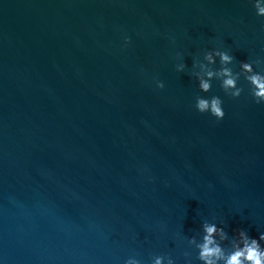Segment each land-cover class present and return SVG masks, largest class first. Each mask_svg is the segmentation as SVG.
<instances>
[{
    "label": "clouds",
    "instance_id": "9594fccd",
    "mask_svg": "<svg viewBox=\"0 0 264 264\" xmlns=\"http://www.w3.org/2000/svg\"><path fill=\"white\" fill-rule=\"evenodd\" d=\"M254 7L257 15L264 17V4L260 0H255ZM217 58L220 67L215 69L212 66L216 64ZM234 59L233 55L224 50L204 52L203 61L197 60L193 63L192 75L197 79L199 89L204 93L209 92L212 88V80L216 79L220 81L225 94L238 98L244 91V88L238 85V81L243 76L254 101L258 104L264 103V73L256 72L253 68V63L259 64L260 61L240 62V71L234 72L229 67ZM185 67L186 65L181 63L177 65L176 70L183 72ZM157 87L163 88V82L158 81ZM195 109L201 114H210L217 121L225 117L223 101L219 96L210 98L197 96ZM201 230L202 235L199 240L195 236L188 240V244L197 250V259L201 264H264V246L261 245V241H264V233L256 239L250 237L243 229L237 230L236 235L230 240V247H225L224 242L229 241V235L224 227L205 221ZM164 261L165 257L156 256L153 264H164ZM125 264H140V261L129 258ZM167 264H174V261L169 257Z\"/></svg>",
    "mask_w": 264,
    "mask_h": 264
}]
</instances>
